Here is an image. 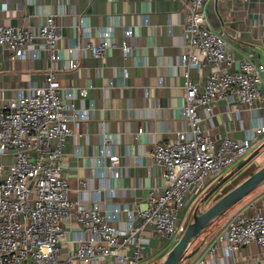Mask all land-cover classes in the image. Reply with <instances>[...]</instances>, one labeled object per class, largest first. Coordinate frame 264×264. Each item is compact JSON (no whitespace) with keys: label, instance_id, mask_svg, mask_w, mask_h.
<instances>
[{"label":"built area","instance_id":"obj_1","mask_svg":"<svg viewBox=\"0 0 264 264\" xmlns=\"http://www.w3.org/2000/svg\"><path fill=\"white\" fill-rule=\"evenodd\" d=\"M205 1L180 0L185 15L184 44L179 55L185 98L181 116L188 128L176 131L171 141L154 142L151 156L162 168L165 182L148 190L143 209L112 206L106 212L98 203L86 206L70 196L63 150L73 126L87 113L61 96L55 65L47 68L42 84L34 83L28 91L18 89L15 96L0 103V153L13 155L6 167L0 163V264H138L145 255V231L157 238L161 247L175 242L186 228L191 195L204 193L236 158L259 144V134L264 133V91L260 88L264 62L243 56L233 68L229 39L211 27ZM79 18L86 39L84 44L77 40L68 46V53L84 45L95 56L117 45L123 53H130L126 38L132 27L124 29L121 42L113 39L110 29L94 41L87 32L85 18L82 14ZM60 37L58 24L50 14L36 30L0 22V45L17 57L31 42L34 56L44 48L50 60L56 62L61 58ZM77 65L72 59L66 66ZM204 66L206 71L201 73ZM190 67L198 69V80L190 75ZM89 86L78 90L85 94ZM219 99L250 109L255 122L245 129L241 139L230 132L214 137L202 126L201 109L209 111ZM141 131L139 127L134 137ZM117 141L116 135H102L97 152L98 164L111 173L116 172L120 162L115 151ZM119 209L127 214L124 226L113 223ZM70 219L78 225L80 235L74 248L64 250L60 239L64 221ZM252 241L264 251V208L250 203L220 224L199 260L215 252L221 243L231 251Z\"/></svg>","mask_w":264,"mask_h":264},{"label":"crops","instance_id":"obj_2","mask_svg":"<svg viewBox=\"0 0 264 264\" xmlns=\"http://www.w3.org/2000/svg\"><path fill=\"white\" fill-rule=\"evenodd\" d=\"M204 7L211 27L229 39L227 48L233 57V68L243 56L264 62V0H206ZM49 14L53 15L61 34L58 41L61 58L53 62L44 48L34 56L30 51L34 46L31 42L19 57L0 45V103L15 96L18 89L28 91L32 84H42L47 68L55 65L61 96L87 113L73 126L63 150V171L70 196L80 199L86 206L98 203L106 212L112 206H128L134 211L143 209L148 190L165 182L162 168L151 156L154 142L171 141L176 131L188 128L181 116L185 102L183 67L179 64L185 18L181 2L0 0V22L28 25L36 30ZM81 14L87 23L89 37L94 41L101 38L104 30L110 29L113 39L121 42L124 29L132 27L131 35L126 38L130 53H123L118 45L108 47L102 56L93 55L85 45L68 53L67 47L77 40L85 42L84 27L79 22ZM72 59L78 63L75 68L66 66ZM205 71L204 66L201 73ZM189 73L195 80L199 79L195 67H190ZM88 85L87 92L81 94L78 89ZM260 88L264 91V72ZM201 111L202 126L214 137L230 132L241 139L245 129L255 122L246 105L225 99L217 100L209 111ZM139 127L142 131L134 137ZM107 133L118 136L115 151L120 162L115 173L98 164L101 137ZM12 161L11 152L0 153V163L4 167ZM199 193L192 194L191 201L196 200ZM250 203L255 208H264V180L228 215L219 216L199 234L181 264L195 261L198 264L220 261L264 264V251L254 241L231 251L221 243L215 252L199 260L220 224ZM126 218V211L119 209L113 223L124 226ZM79 235V227L73 219L64 221V234L60 239L63 249L74 248ZM142 242L145 254L160 250L159 240L149 236L147 231ZM164 253L166 249L160 255Z\"/></svg>","mask_w":264,"mask_h":264},{"label":"water","instance_id":"obj_3","mask_svg":"<svg viewBox=\"0 0 264 264\" xmlns=\"http://www.w3.org/2000/svg\"><path fill=\"white\" fill-rule=\"evenodd\" d=\"M264 148V141L259 143L245 158L239 161L235 167L223 175L215 182L200 198L194 206L192 218L186 225L181 236L170 246L159 261L154 264H178L183 258L187 249L196 237L215 219L221 216L230 206L239 201L242 197L253 190L264 180V163L256 168L252 173L233 185L231 188L220 194L209 206L201 209L199 206L216 190L226 179L235 173L241 166L248 162L252 157L258 155Z\"/></svg>","mask_w":264,"mask_h":264},{"label":"rangeland","instance_id":"obj_4","mask_svg":"<svg viewBox=\"0 0 264 264\" xmlns=\"http://www.w3.org/2000/svg\"><path fill=\"white\" fill-rule=\"evenodd\" d=\"M258 142L260 143L262 140V137L264 136V133L259 134ZM254 148H252L250 151L244 153L240 157L236 158L223 172V175H225L228 171H230L235 165L241 161L243 158H245ZM264 163V148L261 149L259 155L252 157L248 162H246L243 166H241L235 173H233L228 179H226L216 190L213 191V193L199 206V211L202 209H205L207 206H209L218 195L222 194L229 188H231L233 185L238 183L240 180L245 178L247 175L252 173L256 168H258L260 165ZM222 175V176H223ZM203 194V193H202ZM202 194L198 195V198L194 201H192L191 206L189 208V211L186 215V225L189 222V220L192 218V211L194 206L197 204V202L202 197ZM204 195V194H203ZM247 194L242 197L239 201H237L235 204L230 206L222 215H228V213L242 200L246 198ZM174 242H169L162 247H160L158 251L151 252L150 254H145L142 260L138 264H154L157 261L161 259V251L166 249L168 250V247H170ZM164 252V251H163ZM165 254V253H164ZM185 258L181 259L178 264L183 263ZM106 264H127V263H106Z\"/></svg>","mask_w":264,"mask_h":264},{"label":"trees","instance_id":"obj_5","mask_svg":"<svg viewBox=\"0 0 264 264\" xmlns=\"http://www.w3.org/2000/svg\"><path fill=\"white\" fill-rule=\"evenodd\" d=\"M262 149H263V148H262ZM211 186H212V185H211ZM211 186H210V187H211ZM210 187H209V188H210ZM209 188H208V189H209ZM208 189H207V190H208ZM207 190H206V191H207ZM206 191H205V192H206ZM205 192H204V193H205ZM204 193H203V194H204ZM203 194H202V195H203ZM218 196H219V195H218ZM218 196H217V197H218ZM215 220H216V219H215ZM215 220H214V221H215ZM214 221H213V222H214ZM213 222H212V223H213ZM212 223H211V224H212ZM211 224H210V225H211ZM210 225H208L206 228H208ZM206 228H205V229H206ZM205 229H204V230H205ZM198 236H199V235H198ZM198 236H197L196 239L191 243V245H190L189 248L187 249L186 253L184 254L183 258L186 257V256L189 254V252H190V250H191V247H192L193 243L197 240ZM183 258H182V259H183Z\"/></svg>","mask_w":264,"mask_h":264},{"label":"flooded vegetation","instance_id":"obj_6","mask_svg":"<svg viewBox=\"0 0 264 264\" xmlns=\"http://www.w3.org/2000/svg\"><path fill=\"white\" fill-rule=\"evenodd\" d=\"M201 204H202V203H201ZM201 204H200V205H201Z\"/></svg>","mask_w":264,"mask_h":264}]
</instances>
